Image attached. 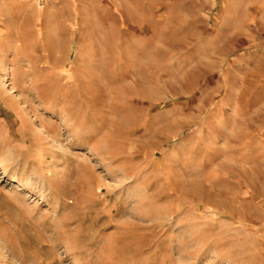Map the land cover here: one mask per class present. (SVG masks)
<instances>
[{"label":"rangeland","instance_id":"374dc122","mask_svg":"<svg viewBox=\"0 0 264 264\" xmlns=\"http://www.w3.org/2000/svg\"><path fill=\"white\" fill-rule=\"evenodd\" d=\"M229 3L0 0L1 264H264V0Z\"/></svg>","mask_w":264,"mask_h":264},{"label":"bare ground","instance_id":"6f19581e","mask_svg":"<svg viewBox=\"0 0 264 264\" xmlns=\"http://www.w3.org/2000/svg\"><path fill=\"white\" fill-rule=\"evenodd\" d=\"M1 25H2V24H1ZM12 25H13V24H12ZM7 26H8V25H7ZM5 29H6V28H5ZM20 32H21V31H20ZM19 34L21 35V33H19ZM14 35H15V34H14ZM7 37H8V35H7ZM13 37H14V36H13ZM18 37H19V36H18ZM15 38H16V37H15ZM7 39H8V38H7ZM10 41H11V40H10ZM15 44H16V43H15ZM51 44H52V43H51ZM51 44H49V45H51ZM54 44H55V43H54ZM3 45H5V44H3ZM53 46H54V45H53ZM5 48H6V47H5ZM6 49H7V48H6ZM19 49H20V48H19ZM7 50H9V49H7ZM1 53H2V52H1ZM5 53H6V52H5ZM47 54H48V52H47ZM0 55H1V54H0ZM4 55H5V54H4ZM2 56H3V55H2ZM51 57H52V55H51ZM3 58H4V56H3ZM48 58H49V56H48ZM10 59H11V58H10ZM39 59H40V58H39ZM39 59H38V60H39ZM49 59H50V58H49ZM35 60H36V59H35ZM35 60H34V61H35ZM13 61H14V60H13ZM34 61H33V62H34ZM15 62H16V60H15ZM36 63H37V60H36ZM38 63H39V62H38ZM15 64H16V63H15ZM31 66H32V64H31ZM33 66H34V64H33ZM33 66H32V68H33ZM16 67H17V66H16ZM34 68H35V67H34ZM44 68H45V67H44ZM50 68H51V67H50ZM52 68H53V67H52ZM28 69H29V68H28ZM34 70H35V69H34ZM41 70H43V69H41ZM44 70H45V69H44ZM50 70H51V69H50ZM19 71H20V70H19ZM23 72H24V71H23ZM30 72H31V71H30ZM32 72H33V71H32ZM32 72H31V73H32ZM34 72H35V71H34ZM37 72H38V71H37ZM37 72H36V73H37ZM52 72H53V71H52ZM50 73H51V72H50ZM19 74H20V73H19ZM52 74H53V73H52ZM21 75H22V74H21ZM26 75H27V74H26ZM41 75H42V74H41ZM53 75H54V74H53ZM37 76H38V75H37ZM43 76H44V75H43ZM48 76L50 77V75H48ZM51 77H52V76H51ZM24 78H25V77H24ZM32 78H33V77H32ZM36 78H38V77H36ZM21 79H23V78H21ZM34 79H35V76H34ZM47 79H48V78H47ZM37 81H38V79H37ZM46 81H47V80H46ZM46 81H45V82H46ZM38 82H39V81H38ZM38 82H37V83H38ZM31 83H32V82H31ZM40 83H41V81H40ZM42 83H43V82H42ZM38 84H39V83H38ZM49 84H50V83H49ZM23 85H24V84H23ZM33 85H34V84H33ZM40 85H41V84H40ZM17 86H19V85H17ZM17 86H16V87H17ZM24 86L26 87V85H24ZM25 87H23V88H25ZM27 87H28V86H27ZM34 87H35V86H34ZM40 87H41V86H40ZM40 87H39V88H40ZM36 88H37V87H36ZM44 88H45V87H44ZM17 90H18V88H17ZM0 91H1V90H0ZM37 91H38V90H37ZM40 91H42V90L40 89ZM42 92H43V91H42ZM37 93H38V92H37ZM40 93H41V92H40ZM43 93H44V92H43ZM43 93H42V94H43ZM28 94H29V93H28ZM55 94H56V93H55ZM0 96H1V95H0ZM7 96H8V95H7ZM7 96H6V97H7ZM41 96H42V95H41ZM43 96H44V95H43ZM49 96H50V95H49ZM59 96H60V95H59ZM52 97H53V96H52ZM19 98H20V97H19ZM24 98H25V97H24ZM39 98H40V97H39ZM43 98H44V97H43ZM47 98H48V97H47ZM4 99H5V98H4ZM6 99H7V98H6ZM6 99H5V100H6ZM9 99H10V98H8V101H7V102H9ZM45 99H46V98H45ZM54 99H55V98H54ZM2 100H3V99H2ZM16 100H17V99H16ZM16 100H15V101H16ZM18 100H19V99H18ZM39 100H40V99H39ZM42 100H43V99H42ZM3 101H4V100H3ZM48 101H49V99H48ZM5 102H6V101H5ZM24 102H25V101H24ZM41 103H42V102H41ZM16 104H17V103H16ZM44 104H45V102H44ZM6 105H7V104H6ZM15 107H16V106H15ZM8 108H9V107H8ZM11 109H13V107H12ZM14 109H15V108H14ZM16 109L19 110L18 108H16ZM64 111H65V109H64ZM20 113H21V112H20ZM23 114H24V113H23ZM66 114H67V113H66ZM23 116H24V115H23ZM5 117H6V116H5ZM72 117H73V116H72ZM24 118H25V117H24ZM67 118H68V117H67ZM17 119H18V118H17ZM81 119H82V118H81ZM21 120H22V119H21ZM78 120H79V119H78ZM70 121H71V120H70ZM65 122H66V121H65ZM72 122H73V124H74V121H72ZM85 122H86V121H85ZM0 124H1V122H0ZM24 124H25V123H23V125H24ZM25 125H26V124H25ZM50 125H52V124H50ZM70 125H71V124H70ZM3 126H5V125H3ZM3 126H2V127H3ZM53 126H54V125H53ZM51 127H52V126H51ZM17 128H18V127H17ZM6 129H7V128H6ZM85 131H87V130H85ZM19 132H20V131H19ZM21 132H22V131H21ZM29 132H30V131H29ZM38 132H39V131H38ZM92 132H93V131H92ZM23 133H24V131H23ZM27 133H28V132H27ZM30 133H31V132H30ZM39 133H40V132H39ZM39 133H38V134H39ZM24 134H25V133H24ZM25 135H26V134H25ZM32 135H33V134H32ZM29 136H30V135H28V137H29ZM26 137H27V136H26ZM39 137L41 138V136H39ZM45 138H46V137H45ZM43 139H44V138H43ZM19 140H20V139H19ZM23 140H24V139H23ZM14 141H15V140H14ZM31 141H32V140H31ZM31 141H30V142H31ZM10 142H11V141H10ZM10 142H9V143H10ZM42 142H43V141H42ZM41 144H42V143H41ZM42 145H43V144H42ZM92 146H93V145H92ZM38 147H39V146H38ZM51 147H52V146H51ZM100 147H102V146L100 145ZM102 148H103V147H102ZM37 149H38V148H37ZM42 149H44V148H42ZM39 150H40V149H39ZM39 150H38V151H39ZM98 150H101V149H98ZM41 151H42V150H41ZM94 151H97V150L95 149ZM105 152H106V151H105ZM37 153H39V152H37ZM41 153H42V152H41ZM91 153H92V152H91ZM21 154H22V153H21ZM30 154H31V153H30V150H29V149H28V150H25L24 157L31 156ZM99 154H101V153H99ZM102 154H103V153H102ZM94 155H95V154H94ZM39 156H41V155H39ZM95 156H96V155H95ZM103 156H104V155H103ZM97 158H98V157H97ZM100 158H101V157H100ZM98 159H99V158H98ZM40 161H41V160H40ZM38 164H39V163H38ZM79 169H80V168H79ZM87 170H88V169H87ZM87 170H86V171H87ZM83 177H84V176H83ZM48 179H49V178H48ZM52 179H53V178H52ZM52 182H53V181H52ZM62 182H63V181H62ZM49 183H50V181H49ZM53 183H54V182H53ZM53 183H52V184H53ZM56 183H57V182H56ZM61 184H62V183H61ZM61 184H60V185H61ZM58 185H59V184H58ZM45 186H47V185H45ZM52 187H53V186H52ZM91 188H92V187H91ZM64 189H65V187H64ZM64 189H63V190H64ZM59 190H60V188H59ZM96 191H97V190H96ZM58 193H59V192H58ZM60 193H61V192H60ZM60 193H59V194H60ZM57 195H58V194H57ZM65 195H66V194H65ZM62 196H63V195H62ZM62 196H61V197H62ZM61 197H60V198H61ZM65 198H66V197H65ZM63 199H64V198H63ZM66 199H67V198H66ZM62 201H63V200H62ZM62 201H61V202H62ZM61 202L59 201V203H61ZM62 203H63V202H62ZM68 203H69V202H68ZM68 203H67V204H68ZM65 205H66V204H65ZM74 206H75V205H74ZM53 207H54V206H53ZM64 207H65V206H64ZM59 208H60V207H59ZM67 208H68V207H67ZM65 210H66V209H65ZM55 211H56V210H55ZM61 212H62V211H61ZM83 219L85 220V218H83ZM61 220H62V219H61ZM60 222H61V221H60ZM62 223L64 224L63 226H65V223H66V222H65V223L62 222ZM54 224H55V223H54ZM60 226H61V225H60ZM58 227H59V226H58ZM61 228H62V226H61ZM69 249H70V248H69ZM75 250H76V249H75ZM75 250H74V251H75ZM77 250H78V249H77ZM71 251H73V250H71ZM76 253H77V252H76ZM17 257H18V256H17ZM18 259H19V258H18ZM22 260H23V259H22ZM1 261H2V260H1ZM23 262H24V261H23ZM141 262H142V261H141ZM1 263H2V262H1ZM1 263H0V264H1ZM20 263H21V262H20Z\"/></svg>","mask_w":264,"mask_h":264},{"label":"crops","instance_id":"0c3cea01","mask_svg":"<svg viewBox=\"0 0 264 264\" xmlns=\"http://www.w3.org/2000/svg\"><path fill=\"white\" fill-rule=\"evenodd\" d=\"M229 4L233 5H246L251 4V0H230Z\"/></svg>","mask_w":264,"mask_h":264}]
</instances>
